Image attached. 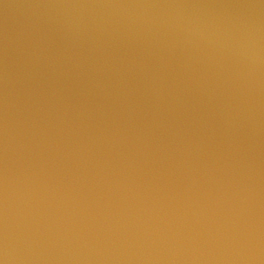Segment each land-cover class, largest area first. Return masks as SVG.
<instances>
[{
  "label": "water",
  "instance_id": "95a60500",
  "mask_svg": "<svg viewBox=\"0 0 264 264\" xmlns=\"http://www.w3.org/2000/svg\"><path fill=\"white\" fill-rule=\"evenodd\" d=\"M0 264H264V0H0Z\"/></svg>",
  "mask_w": 264,
  "mask_h": 264
}]
</instances>
